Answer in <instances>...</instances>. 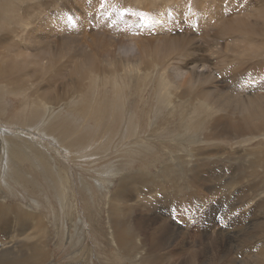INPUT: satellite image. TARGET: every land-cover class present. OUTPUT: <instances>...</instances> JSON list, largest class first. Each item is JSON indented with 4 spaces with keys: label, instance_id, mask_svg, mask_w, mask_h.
I'll return each mask as SVG.
<instances>
[{
    "label": "bare ground",
    "instance_id": "bare-ground-1",
    "mask_svg": "<svg viewBox=\"0 0 264 264\" xmlns=\"http://www.w3.org/2000/svg\"><path fill=\"white\" fill-rule=\"evenodd\" d=\"M23 1L26 0H11V5H8L9 12L3 10V14L0 15V17H8L13 23L18 22L15 23L13 29L4 28L5 35H0V48L8 49L9 52L20 57L23 52L29 51L30 49L25 48V44L26 50L21 51L23 45L17 40L11 39L10 35L15 33L14 39L18 36L19 40H24L29 45L32 43L34 46L36 44L39 46H36L37 52L31 54L34 59L32 62H37L34 64H39V67L36 66L37 69L29 70L30 63L27 64L25 58L23 60V56L21 58L24 62L22 60L16 62L15 59L0 53V79H7L8 83L14 84L17 87L15 90L19 91L29 85L27 84L30 83L29 80L33 81L34 90L28 91L26 96L28 98L36 96V99L48 102L51 98L54 99L53 96H56L53 93L59 91L61 87L59 80L66 77L67 80L62 81L65 91L67 93H77L79 90L84 92V95L82 94V106L85 107L83 110H87V106L92 103L93 98L95 103L91 107V114L93 118L98 117L97 124L101 123L100 118L103 119L109 114L105 113L106 106L109 109L112 106L104 102L103 92H99L96 98L91 97L96 91L93 89L94 81L88 75L91 74L89 76L94 77V71L97 74H104L102 58L98 54L107 56L110 65L115 56L110 46L114 45L118 48L116 44L119 45V43L112 39L107 42L104 40L105 38L101 39L100 28L112 32V27L110 24L103 25L107 15L102 16L97 7L100 4L103 5L102 2L105 1L106 11L109 12L111 6L119 3L120 7L114 6V13L108 19L113 23L119 22L120 28L127 32L117 31L115 34L127 37L130 44L135 39L136 42L133 43H138V45L131 46L141 50L145 49L151 40L148 30L142 35L140 27L143 26L144 21L136 22L138 25L131 24L129 16L133 13L132 10L137 9L135 6L140 3L145 6H154L155 0H89L90 6L86 5L85 1L87 0H65L66 2L64 0H29L31 3L28 7L21 5ZM61 1L67 5H63ZM168 1L172 2V10L165 9L163 5L158 9L148 6V15L144 18H147L151 27L152 25L160 27L163 24L168 27V30H163L164 28L158 30L160 33L175 30L174 35L166 34L167 36L161 37V40H165L162 44L166 47V53L159 62L163 63L169 59V65L164 63V66L167 65L164 67L166 78L173 82L177 93L184 100L192 99L179 104L178 111L181 116V126L185 130L182 138L190 140L188 145L191 146L193 157H195L194 160L191 158L194 161V164L192 163L194 166L188 167L184 160L177 159L182 161L180 168L167 161L159 170L143 166L139 171L121 175L117 189L110 195L109 216H107L112 224V228H110L113 229V241L118 245L119 251L112 254L113 262L124 258L131 264H236L237 258L234 257V254L237 253L233 247L235 241L238 245H236L237 249L238 247L242 248L239 253L241 254L240 259H242L240 264H264V213H261L263 221H257L258 219L254 216L256 214L253 215V218H250L251 215L245 217L243 220L245 225L238 224L240 213L236 214L235 218L232 217L233 225H230L231 223L226 220L225 216L224 219L227 223H223V227L216 230L217 225L213 217L216 215L215 202L218 200L211 198L209 203L215 205L212 207L207 203L209 205L206 204L207 210H193L194 214L190 210L191 206L198 204L201 209L205 206V198L200 197L203 200L201 203V199L199 200L197 195L208 197L215 193L216 196L218 191L232 195L231 190L234 187L237 189L239 182L245 179L254 182L245 183L246 188L238 190L239 192L234 195L226 210H234L236 213V210L249 207L252 201L264 193V149L260 150L264 148V59H262L264 57V0H241L242 6L235 5L238 0ZM58 7L63 13L55 12ZM76 7L80 10L75 9ZM122 8H127L129 16L122 17ZM21 12L22 15L19 14ZM65 15L68 16L65 17ZM83 15L86 18L84 22L81 21ZM94 16L98 23L94 21ZM122 18L123 22H121ZM185 18L187 19L185 20ZM173 19L174 21H172ZM183 19L184 23H182ZM91 20L94 24L92 27L88 25ZM199 20V25L203 29L200 36L197 34L198 29L195 31L193 29ZM73 22H75L74 27ZM76 27H80L81 32L78 34L84 37H82L83 41L77 43L81 49L73 50V53L71 46L74 40H70L69 37ZM176 27L179 30L175 29ZM182 29L186 30L185 34ZM37 32H40V35L35 36ZM60 33H64L68 38L60 39ZM85 36L92 38L91 43L87 41L89 42L87 44L84 41ZM111 37L116 38L115 35ZM117 37L119 38V36ZM148 47L156 48L157 46L151 44ZM85 49L88 50L85 51ZM28 54L30 55V53L23 55L28 57ZM66 57L65 63L60 61V59L64 61ZM45 60L47 61L45 62ZM61 65L67 68L65 73L61 70L63 67ZM26 68L27 70H25ZM178 68L185 70V80L172 79L171 70ZM104 69L106 68L104 67ZM25 75L28 77L25 78ZM87 77L91 82H83ZM221 78L223 80H220ZM257 79L259 80L256 83L251 82ZM219 85L222 87H218ZM201 98L207 100L206 102L209 101V105L212 104L213 111L218 115L215 117L212 114L205 115L206 113L202 110H196L193 113L198 114V117H192L190 111L192 105L195 104L194 99ZM88 99L89 104H87ZM29 103L30 101H24L23 105L27 106ZM112 109L114 108L112 107ZM149 113L150 110H147L145 116H148ZM166 126L168 124L165 118L157 128ZM111 130L113 131V128ZM191 131L192 134H190ZM14 141L9 140L8 142V159L3 163V169H11L9 163L14 162L17 156L12 158V161L9 158L16 150L20 152L18 157L27 156L26 158L34 163V166H37V158L32 155L31 150L28 149L30 154L26 151L27 149L24 150L25 148L21 147L22 142ZM138 142L135 141L136 144ZM249 145L251 147L248 149ZM236 147H246L247 152H251L249 154H252V157L247 162L249 166L246 164L242 166L247 157L243 154L238 156ZM34 149L38 151L37 147ZM34 149L32 151H35ZM224 154L229 156V160H237L240 165L236 174L232 173L231 177L220 179L221 183L218 182L220 184L216 188V186L209 185V180L205 181L204 176L210 171L206 162L221 158ZM185 165L188 169L186 177L181 169L185 168ZM243 167H245L244 170ZM114 170L111 168V173ZM213 173L212 171L208 174L209 179L213 178ZM215 177L220 181L219 178L222 175L216 173ZM10 178H18V174L11 173ZM189 178L192 179L188 180ZM194 181L197 182V186ZM248 191L250 192L248 193ZM159 195L160 197H158ZM158 198L161 202L170 201L171 203V200L176 202L172 212L179 218L193 216L196 219L195 223L200 224L201 228L198 230L193 228L192 231L190 227L187 228V231L175 229V226L171 225L173 222L170 223L165 219L166 217L164 218L168 215H165L166 210H152ZM256 207H262L264 210L263 197ZM42 216L38 211L24 210L22 205L19 207V204L9 206L3 202L0 203V264H60L53 261L52 252L50 253L48 247L45 246L46 228L42 223L44 218ZM254 219L258 222L255 225H253ZM183 223L182 221L178 222V228L182 227ZM248 226L251 227L250 231L246 229ZM237 234L241 236L238 242L235 238ZM13 236L18 238L15 242L18 247L17 251L12 250L10 245L13 246V243L8 240ZM177 243L178 246H176ZM81 250L83 251V249ZM68 264L70 263L68 262Z\"/></svg>",
    "mask_w": 264,
    "mask_h": 264
},
{
    "label": "rangeland",
    "instance_id": "rangeland-1",
    "mask_svg": "<svg viewBox=\"0 0 264 264\" xmlns=\"http://www.w3.org/2000/svg\"><path fill=\"white\" fill-rule=\"evenodd\" d=\"M10 1L11 0H0V15L3 14V10L9 12L8 7L11 5ZM26 1H23L21 5L30 6L31 1ZM61 3L63 2L61 1ZM85 3L87 6H90L89 0L85 1ZM102 3L104 5L105 1ZM5 4L7 5L5 6ZM236 4L239 6L243 5L241 0H238L235 5ZM63 5L66 6L67 4L63 3ZM103 5L100 4L97 9L102 16L107 15L103 25L107 26L110 24L112 32H107L100 28L104 36L101 35V39L103 40L105 38L104 40L106 42L112 39L113 41L115 40L114 42H118L119 45L116 44L118 48L114 45H111L114 46L113 48L110 46L115 54L110 65L108 58H106L107 56L101 55L100 53L98 54V56L102 58L101 63L104 74H97V72L94 71V77H90L89 75L91 74L88 75V77L92 78L94 81L92 84L94 91H96L93 93L95 96L92 94L91 97L96 98L99 92H103L104 102L109 103L114 108L112 109L111 107V109H109L106 106L105 113L108 112L109 114L103 119L100 118L102 120L101 123L97 124L96 121L98 117L93 118L91 114V107L95 103L93 98L90 104L89 99L87 100V104L89 105L87 106V110H83L85 108L82 106V94L84 95V92L82 90H79L77 93H67L65 91L62 81L65 82L67 80L66 77L59 80V85L61 87L58 92L53 93L56 95L53 96L54 99L51 98L48 102L36 99V96H30V98L26 96L28 91L34 90L32 85L33 81L29 80L30 83H27L29 87L26 85L23 90L21 89V91H19L15 90L17 87H15L14 84H9L7 79H0V203L3 202L9 206L19 204V207L22 205L24 210L38 211L39 214L43 215L42 218H44L42 219V223L46 228L45 246L48 247L50 253L52 252L53 261L60 264H68V262L70 264H131L124 258H120L116 260V262H113L114 257L112 254L119 251L118 245L113 241V229H111L112 224L110 223V218L108 217L107 219V216H109L110 195L117 189L121 175L131 171H139L143 166L151 167L153 170H159L167 161L172 162L173 165L179 168L182 164L181 160H184V163L188 167L194 166L193 160L195 157H193L191 146L188 145L190 140L188 138H186V140L182 138L183 133L185 134V130L181 126V116L178 111L179 104L192 99L189 98L184 100V98L177 93L173 82L166 78L164 67L169 65V59L163 63L159 62L160 58L166 53V47L162 44L165 40H161V37L167 36L166 34L174 35L175 30L173 32L170 30L169 32L160 33L158 30H161V28H164L163 30H168V27L164 24L160 25V27L156 25H152L151 27L149 25L150 23L147 22V18H144L148 15L147 10L149 8L158 9L159 6L163 5L165 9L172 10V2H167V0H155V5H148L149 8L147 5L146 7L145 4L140 3L138 6H135L137 9L132 10L133 13L130 16L127 8H122V17L125 18L129 16L131 24L144 21L143 26L140 27V33L144 35L145 31L148 30V36L152 40L148 42V46L151 44L157 46L156 48H149L147 46L145 49L141 50L131 46H134L135 43L133 42H136L134 41L135 39H132L133 41H131L132 43L130 44V40L127 39V37L121 34H115L117 31L123 33L127 32V30L125 31L123 28H120L121 25L119 22L113 23L108 19L111 14L114 13V6L120 7L119 3L110 7L112 9V11L109 9L110 13L106 11V7ZM224 7L226 8V5H224ZM75 9L79 8L76 7ZM55 12H57V14L63 13L60 7L55 9ZM124 12L127 13L125 14ZM19 14L22 15V12ZM7 15L9 16V13H7ZM68 15H65V17ZM123 18L121 22H123ZM186 19L187 18H185V20ZM0 20H2L0 21L1 36L5 35L4 28L8 30L13 29L15 23H18H13L10 21L11 19L8 17L4 18L3 16L0 17ZM85 20L86 18L83 15L81 21L84 22ZM94 21L98 23L95 16ZM172 21H174V19ZM20 22L23 23L24 21ZM182 23H184V19ZM199 24L200 20L197 21L195 26L191 24L194 31L198 29V36H200V33L203 31ZM88 25L90 27L94 26L93 21L91 20ZM74 26L75 22H73V27ZM79 29L80 27L73 29V34L69 37L70 40H74L71 46L72 51L81 49L77 43L83 41L82 37L84 36L78 34V32H81ZM175 29L179 30L178 27ZM185 31L184 29V34ZM38 35H40V32H37L35 36ZM114 35L116 38L111 37ZM10 36L11 39L13 38L12 40H17L23 45L21 48L22 50L20 49L21 51L30 49L29 51L23 52V54L30 53L31 55L38 50L36 47L38 46L37 44L35 46L32 43V45H29L26 41L19 40L18 36V39H14L15 33H12ZM59 36L60 39L67 37L64 33H60ZM117 36H119V38ZM85 37L86 39H84V41H89L91 43L92 38L90 36ZM89 42H87V44ZM135 45L137 46L138 43ZM86 50L88 49H85V51ZM0 53L1 55L6 54L9 58L15 59L16 62H21L22 58L23 60L25 58L27 64L30 63V66L28 65L29 70L39 67V64H34L37 62H32V60H34L32 55L30 57L28 54L29 56L25 57V55L22 54L23 57L21 56V58L9 52L8 49L1 48ZM262 59H264V57H262ZM66 60L67 57L64 61L60 59V61L64 63ZM46 61L47 60H45V62ZM164 63H167V65L164 66ZM61 66H63L61 70L65 73L67 68L64 67V65ZM104 67L106 69H104ZM25 70H27V68ZM172 70V79H186V73L183 68L174 69L175 71ZM51 71L54 72V70ZM27 77L28 76L25 75V78ZM88 77L83 82H91ZM220 80H223V78ZM258 80L259 79L251 82L254 84ZM44 82L47 83L48 81ZM229 84L231 85V83ZM221 85L218 87L223 86ZM24 101H30V103L24 106ZM206 101L207 100H202V98L194 99L195 104L192 105L190 111L192 117H198V114L193 113L196 110H202L206 113L205 115L212 114L214 117L218 115V113L213 111L212 104L210 106V102ZM147 110H150V113L148 116H145ZM165 118L168 126L163 128L160 127L159 130L157 127H159L161 121ZM111 128H113L114 133ZM190 134H192V131ZM106 135H108L109 138ZM9 140H15L14 142L16 143L22 142L20 144L21 147L25 148L24 150L27 149L26 151H28V149L31 150L32 155L37 158L36 164L38 165L34 166V163L26 158L27 156H24V158L18 157L20 152L16 150L12 152L13 154L9 158V160L12 161L11 159L17 156L14 162L12 161L9 163L11 169L8 170L6 168L4 170L3 163L8 159L7 145ZM135 141L139 142L136 144ZM191 145L194 146L193 143H191ZM35 147H37L39 152L34 149ZM247 147L249 149L251 145ZM240 148H237V155L240 156L243 154L247 157H245L247 160L245 159V161H243L242 166L245 164L249 166L247 162L248 159L252 157V154H249L251 153L250 151L249 153L247 152L248 149L246 147ZM33 149L35 151H32ZM263 149L264 148L260 150ZM174 151L175 153H173ZM252 151L254 152L253 146ZM28 152L30 153V151ZM228 157V155L224 154L221 158L211 159L210 162H206L210 171L205 174L204 178L206 182H208L207 180L210 181V186L213 185L217 188V185L221 183L220 179H224V177L226 178L227 176L231 177V175L236 174V170L240 163L237 162V160H229ZM177 159L181 160L178 161ZM186 165L185 168H181L185 177L188 170ZM111 168L115 169L112 173L110 171ZM244 168L245 167H243V170ZM212 171L214 172L213 178L209 179L208 174ZM11 173L18 174V178H10ZM216 173L222 175V177L219 178L220 181L215 177ZM191 179L192 178H189L188 180ZM251 182L254 181L245 179L239 182L241 185L238 184L239 186L237 185V189L234 187L233 190H231L230 193H232V195L219 191L218 193L223 195H219L218 193L216 196L214 193L208 197L197 195L199 200L201 199L200 197L205 198V206L201 209L198 204L196 206H191L190 210H192L193 214L195 212H193V210H207L208 204L212 207L215 205L209 203L211 198L218 200L215 202L217 211L215 217H213L217 225L216 230L222 228V225H224L223 223H227V221L231 223L230 225H233L232 217L235 218L237 216L236 214L239 213L238 217L240 221L238 222L237 220V222L240 225H245L243 221L245 217H250L251 215L250 218H253L254 214H256L254 216L258 219L257 221H263L262 214L264 210L262 207L256 206L261 201V197L264 198V193L256 198L255 201H252L249 207L236 210V213H234V210H226L229 208V202L232 201L234 195L241 189L244 190V188H246L247 185L245 183L249 184ZM194 183L196 186L198 185L196 181H194ZM144 190L145 188L143 191ZM202 190L205 191L204 189ZM249 192L250 191H248V193ZM158 197H160V195ZM225 199H227L228 202L225 201ZM174 200L176 201L175 198ZM200 201L201 203L203 202L202 199ZM157 202L153 205L152 210H166L165 215H168L164 216V218L166 217L165 219L170 223L173 222L171 225L173 227L175 226V229L187 231V228L190 227L192 231L193 228L195 230L201 228L200 224L195 223L196 219L193 216L189 218H179L176 216L175 213L172 212L173 208L176 206V202L173 200H171V203L170 201ZM247 210L252 211H250V213ZM157 213L163 214L161 212ZM225 216L227 221L224 219ZM180 221L184 222L183 226L180 227L181 229L178 228L177 225ZM254 221L253 225L258 223L255 219ZM246 229L250 231L251 227L248 226ZM235 238L238 242L241 236L237 234ZM8 240H11L13 243V246L10 245L12 250L17 251L18 247H16L17 244H15V242L18 238L13 236ZM236 245L234 241L233 247H235L234 250L237 253L234 254V257L237 258L236 264H240L242 259H240L241 254L239 253L242 248L238 247L237 249L238 245ZM176 246H178V243ZM81 249H83V251ZM251 253H253L252 250Z\"/></svg>",
    "mask_w": 264,
    "mask_h": 264
}]
</instances>
